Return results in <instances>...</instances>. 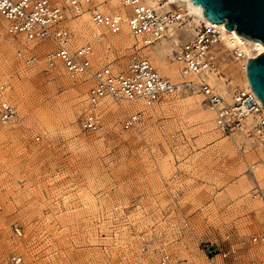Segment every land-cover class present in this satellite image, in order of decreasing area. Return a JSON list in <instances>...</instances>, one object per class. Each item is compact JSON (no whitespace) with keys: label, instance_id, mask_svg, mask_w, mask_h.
Here are the masks:
<instances>
[{"label":"rangeland","instance_id":"374dc122","mask_svg":"<svg viewBox=\"0 0 264 264\" xmlns=\"http://www.w3.org/2000/svg\"><path fill=\"white\" fill-rule=\"evenodd\" d=\"M105 1L106 12H123L120 0ZM181 15L175 39L167 33L146 46L124 22L120 31L126 27L131 47L113 42L118 32L97 27L83 34L70 21L72 43L101 40L94 46L95 67L145 56L173 82L168 72L180 71L181 83L190 78L181 74L174 51L204 26ZM14 39L24 45L0 51V83H9L8 98L17 108L16 119L0 127V257L17 253L25 264H209L208 243L224 249L225 233L237 243L263 229L264 208L250 194L264 187L260 141L247 133L222 134L196 89L164 96L130 129L122 121L141 106L104 98L96 107L102 128L87 132L79 121L90 77L72 79L57 70L48 80L43 53L32 67L15 56L25 44L45 46ZM216 43L209 55L213 71L231 92L244 87L235 81L240 74L221 68L224 58H234L232 49L219 53ZM226 264H264V244L240 247Z\"/></svg>","mask_w":264,"mask_h":264},{"label":"built area","instance_id":"2783aa9c","mask_svg":"<svg viewBox=\"0 0 264 264\" xmlns=\"http://www.w3.org/2000/svg\"><path fill=\"white\" fill-rule=\"evenodd\" d=\"M106 1L96 0H0V42L6 37H22L23 42L34 45L44 44L40 50L29 48L16 49V58L25 66L38 64L39 54H44L42 74L50 80L54 71L62 70L69 78L89 76L91 84L86 91L87 108L81 114L80 128L96 132L102 128V116L96 109L104 98L123 99L140 103L122 121L123 129L135 127L142 119L145 109L151 108L164 96L180 88H192L202 95V100L213 115L217 129L224 135L249 133L253 129L261 138L260 147L264 151V106L249 87L235 88L229 100L215 91L204 80L185 81L179 87L161 75L152 62L145 56H130L125 63L107 62L99 67L93 66L92 57L95 43L100 40L86 41L74 46L73 33L69 26L72 18L86 13L90 21L113 33L119 32L126 22L131 34L144 45H151L163 38L168 26L181 21L179 13L159 11L147 0H120L124 12H106L101 6ZM220 41V32L213 26H204L191 40L184 42L174 51L175 59L182 64L186 73L200 75L214 65L209 60L210 47ZM232 54L242 57L237 47ZM9 83H0V127L12 123L17 117V108L9 98ZM251 119L249 121L248 119ZM250 123V124H248ZM249 130V132L247 131ZM253 198L261 201L264 208V187L256 185L250 189ZM1 210V204H0ZM16 231L18 229L15 228ZM226 247L210 242L205 247L209 264H226L235 258L240 247L248 243L264 244V227L247 239L232 240L230 233L222 239ZM218 258V261L217 259ZM165 261L162 260L161 264ZM0 264H25L22 255L13 253L0 257Z\"/></svg>","mask_w":264,"mask_h":264},{"label":"bare ground","instance_id":"6f19581e","mask_svg":"<svg viewBox=\"0 0 264 264\" xmlns=\"http://www.w3.org/2000/svg\"><path fill=\"white\" fill-rule=\"evenodd\" d=\"M96 1H104V0H96ZM159 1L160 0H147V2L150 3L151 6H154L159 11H163L162 7L164 5H174V7L177 8V11H174V12L179 13L181 18H182L181 14H183L186 17L187 16L192 17V20H189V23H195L197 26L201 25L203 23L204 26H213L215 29H218L220 32V41H218L215 45L218 52L224 53V52L229 51L230 49H233L234 47L235 48L237 47L238 51H240L241 55H242V57H239V58H236L234 55H233L234 56L233 59L230 57L224 58L223 61L221 62V68L223 70L228 69L229 71L232 69L235 71L236 74L237 73L240 74V76H239L240 79L235 80V81H236V83L243 84L244 87H238V88L246 89V87L250 86L248 83V80H247V76H246V63H247V60L249 58H252V57H254L260 53H264V45L261 42L256 41V40H251V39L246 38L242 35H239L233 29L232 30L227 29L226 27H224V25H225L224 22L216 23V22L210 21L209 19H207L204 16L203 9L199 5L192 2L191 0H162L163 1L162 4H160ZM101 8L104 11H107V8H104L103 6H101ZM124 10L125 9L123 7V12H124ZM123 12L122 13L120 12V13L123 14ZM88 19H89L88 15L86 13H84L78 17L72 18L70 20L71 22L70 21L69 22L72 23V27H74V30H76V32H79V33L83 32V34H88L89 32H92L93 30H99V28H97L99 26H95L90 21V19H89V21L92 24L89 23L87 21ZM179 25H180L179 22H175V23L170 24L168 26L166 34L168 33L170 38L175 39L176 29H177L176 27H179ZM125 29H126V27L124 26L122 28V30L117 33V35L115 37L113 36L114 37L113 42L118 43V44L122 45L123 47H131L133 42H132V39L130 40L126 36V30ZM127 30H128V28H127ZM190 30H193V29H190ZM197 32H196V34H197ZM21 42L22 41H19L18 39L15 40V39L6 37L4 40H2L0 42V51H2L1 53L8 54L7 52H9L8 50L10 49V47H12V46L13 47H17V46L22 47L24 44ZM29 45L31 46L32 43L29 42ZM42 45H44V44H42ZM1 55L2 54H0V57H2ZM209 55H210V50H209ZM209 60L211 61L210 57H209ZM1 63H2V61L0 62V64ZM172 69H173L172 70L173 72H168V73L171 74L173 77L172 79H174V82L173 81L172 82L179 87L185 81L181 82V83L179 81V83H178L176 79H180L179 78L180 71H177L174 68H172ZM213 70H214V67H212L210 70H208V71H206L200 75H194L191 73H186L183 70H181V74H184V76L186 75L190 78V80H188V81L186 80L187 82H191L192 80H193L192 82H198V81L204 80L215 91H217L219 94H221L226 100H229L232 92L228 89V83H226V80H224L223 76H218L217 72H215ZM235 73H232V76ZM227 82H229V81H227ZM132 104L134 106L140 105V103H132ZM127 106H130V105L127 104ZM140 106L142 107V105H140ZM125 107H126V105H125ZM113 108H114V111H117L119 109L118 106H115ZM212 117H213V115H212ZM248 120L250 121L251 119L249 118ZM247 131L249 132V130H247ZM248 135L251 136L252 139H253V137H256L258 139V142L259 141L261 142L260 136L258 135V133L254 129L251 132H249ZM261 205H262V203H261ZM263 227H264V220H263Z\"/></svg>","mask_w":264,"mask_h":264},{"label":"water","instance_id":"95a60500","mask_svg":"<svg viewBox=\"0 0 264 264\" xmlns=\"http://www.w3.org/2000/svg\"><path fill=\"white\" fill-rule=\"evenodd\" d=\"M203 9L212 22H224V27L235 30L264 45V0H191ZM246 76L250 88L264 106V53L249 58Z\"/></svg>","mask_w":264,"mask_h":264},{"label":"crops","instance_id":"0c3cea01","mask_svg":"<svg viewBox=\"0 0 264 264\" xmlns=\"http://www.w3.org/2000/svg\"><path fill=\"white\" fill-rule=\"evenodd\" d=\"M185 41H186V40H185ZM183 43H184V41H183L182 43H180V45H182ZM180 45H179V46H180ZM179 46H178V47H179ZM209 112H210V111H209ZM210 113H211V112H210Z\"/></svg>","mask_w":264,"mask_h":264}]
</instances>
